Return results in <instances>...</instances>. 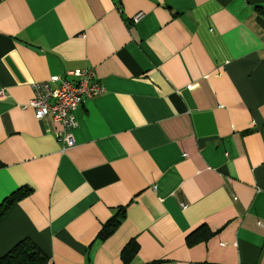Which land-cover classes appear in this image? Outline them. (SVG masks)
I'll return each instance as SVG.
<instances>
[{
    "label": "crops",
    "instance_id": "0c3cea01",
    "mask_svg": "<svg viewBox=\"0 0 264 264\" xmlns=\"http://www.w3.org/2000/svg\"><path fill=\"white\" fill-rule=\"evenodd\" d=\"M82 68L103 90L61 150L20 106ZM0 88V201L27 190L0 255L122 264L132 239L128 264H264V0H0Z\"/></svg>",
    "mask_w": 264,
    "mask_h": 264
},
{
    "label": "built area",
    "instance_id": "2783aa9c",
    "mask_svg": "<svg viewBox=\"0 0 264 264\" xmlns=\"http://www.w3.org/2000/svg\"><path fill=\"white\" fill-rule=\"evenodd\" d=\"M139 16L140 13L133 15L132 22L137 21ZM69 73L75 79H62L54 87L49 86L46 81L30 82L32 96L20 106L21 109L30 108L37 119L49 116L59 124V128L53 134L60 142L61 150L74 143L72 135V129L76 125L73 116L74 109L85 98L95 96L103 90L90 68L76 69ZM4 96V90L0 88V97Z\"/></svg>",
    "mask_w": 264,
    "mask_h": 264
},
{
    "label": "trees",
    "instance_id": "16d2710c",
    "mask_svg": "<svg viewBox=\"0 0 264 264\" xmlns=\"http://www.w3.org/2000/svg\"><path fill=\"white\" fill-rule=\"evenodd\" d=\"M26 189L19 188L5 196L0 201V217L5 213L7 208L26 193ZM124 214V206H120L115 213L109 217L100 227L95 239H102L111 234L117 226L120 218ZM192 237H190L191 239ZM136 250L134 240H128L120 251L122 264H128ZM46 255L31 241L21 239L11 246L5 253L0 255V264H45Z\"/></svg>",
    "mask_w": 264,
    "mask_h": 264
}]
</instances>
